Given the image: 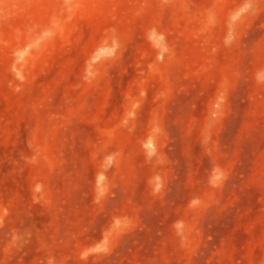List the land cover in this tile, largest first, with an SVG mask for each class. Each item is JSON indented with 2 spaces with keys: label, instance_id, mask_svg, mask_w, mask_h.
Returning a JSON list of instances; mask_svg holds the SVG:
<instances>
[{
  "label": "rangeland",
  "instance_id": "obj_1",
  "mask_svg": "<svg viewBox=\"0 0 264 264\" xmlns=\"http://www.w3.org/2000/svg\"><path fill=\"white\" fill-rule=\"evenodd\" d=\"M0 264H264V0H0Z\"/></svg>",
  "mask_w": 264,
  "mask_h": 264
}]
</instances>
